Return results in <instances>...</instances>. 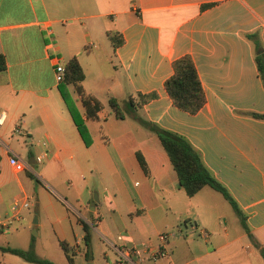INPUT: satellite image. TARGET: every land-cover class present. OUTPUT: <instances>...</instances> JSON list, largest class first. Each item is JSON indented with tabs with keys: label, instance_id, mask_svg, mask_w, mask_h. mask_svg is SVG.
Instances as JSON below:
<instances>
[{
	"label": "crops",
	"instance_id": "crops-1",
	"mask_svg": "<svg viewBox=\"0 0 264 264\" xmlns=\"http://www.w3.org/2000/svg\"><path fill=\"white\" fill-rule=\"evenodd\" d=\"M108 30L123 40L114 46ZM253 31L264 49V0H0L5 57L0 111L6 113L0 127V213L21 194L36 196L39 221L41 210L50 206L52 215L43 217L53 223L59 246L62 240L68 250L61 246L54 254L38 255L55 264H97L82 260L87 257L79 218L98 234L107 233L100 225L103 201L125 232L122 241L140 245V253L149 255L147 247L160 241L143 239L137 231L177 230L164 243L168 254L155 264H264L259 250L264 248V118L248 113H264L254 42L246 35ZM183 54L192 57L206 95L194 113L176 106L164 87L173 59ZM73 55L84 71L85 91L102 103L98 117L90 118L73 84L66 85L92 137L88 145L55 79L54 65ZM150 91L156 96L140 103L137 93ZM109 96L123 108L133 97L139 115L184 135L237 201L247 229L241 222L232 230L219 191L205 185L188 195L158 135L131 114L115 116L106 105ZM17 125L24 133L13 131ZM10 153L24 160V170H13ZM108 169L115 188L98 190L91 173ZM33 175L39 187L31 182ZM125 175L135 177L133 195ZM114 189L121 199L112 196ZM70 212L78 215L76 224ZM191 221L206 229L207 237L191 230ZM5 230L0 245L24 247ZM110 239L117 254V242ZM0 264L36 263L0 249Z\"/></svg>",
	"mask_w": 264,
	"mask_h": 264
},
{
	"label": "trees",
	"instance_id": "trees-1",
	"mask_svg": "<svg viewBox=\"0 0 264 264\" xmlns=\"http://www.w3.org/2000/svg\"><path fill=\"white\" fill-rule=\"evenodd\" d=\"M212 2L202 4V7L211 5ZM108 35L114 46L118 45L123 39L116 30H108ZM247 37L254 42V59L264 86V49L259 43L256 31L246 33ZM64 77L59 81V89L62 93L64 101L72 114L76 126L84 140L88 145L92 141L83 118L79 115L74 99L70 96L66 89V85L72 83L82 104L84 105L86 115L90 118L98 117V110L102 107V103L95 96L87 93L82 86L84 71L75 55L69 57L64 63ZM5 68V57L0 53V70ZM172 73L164 80V87L168 92L173 103L181 109L191 113L196 112L206 101V95L196 70L194 61L189 54H183L173 59ZM156 91L146 93L138 92L137 98L140 103L145 102L156 96ZM108 105L117 117H124L125 114H131L139 120V122L149 130L155 132L164 149L166 150L170 161L177 173L179 185L182 186L188 195H193L201 187L207 185L219 191L231 204L234 210L240 215L243 226L247 229L242 211L231 195L226 186L218 180L212 171L203 162L200 152L192 145V143L182 134L171 129L162 127L157 122L152 121L139 115L136 112V103L133 97H129L125 102V107L114 96H109ZM255 117L264 118V113L248 112ZM137 158L144 169L148 172L146 161L140 151H136ZM85 243V255L88 257L90 252V235L87 223L83 222ZM250 236L251 233L249 232ZM254 243L259 246L257 241ZM64 250H68L67 244L60 241ZM0 249L17 254L22 258L35 262L36 264H55L52 260L41 257L36 254L31 246L29 248H21L11 245H0ZM260 253L264 257V248L259 247ZM86 264H90L87 262ZM129 264V263H126Z\"/></svg>",
	"mask_w": 264,
	"mask_h": 264
},
{
	"label": "rangeland",
	"instance_id": "rangeland-1",
	"mask_svg": "<svg viewBox=\"0 0 264 264\" xmlns=\"http://www.w3.org/2000/svg\"><path fill=\"white\" fill-rule=\"evenodd\" d=\"M108 106L106 107L108 108ZM101 138H102V134L100 132L98 139H101ZM113 176L114 175L110 173V169H108L107 171L106 170H100V171L94 170L91 173L92 180L95 181L99 185L98 190H101V191L103 190L104 186L109 187V188L110 186H112L115 188V185L113 183ZM125 177L127 180L128 192L132 195L135 194L136 188H137L135 185L136 183L135 184L133 183L135 180V177L131 176L130 178H128L127 175H125ZM29 178L31 182L36 185V187L40 186V182L37 180L35 175L30 176ZM94 191H97V189H94ZM113 192L116 195H113L114 194ZM103 193L104 192H102V194ZM112 196L115 197V199L119 200L122 197V193L120 190L114 189L112 191ZM27 200H28V206L21 208V217H22V212H24L23 218L20 221L16 220L12 222L10 226L7 227L6 229H10L14 233L13 236L16 242L23 244L24 247H21V248L26 249V248H29V246H31L36 254H39V255L43 254V256L46 254H54L60 251L61 245L59 246L57 239L55 237L54 230H53V223H51L50 219H46L43 217V214L52 215L51 207L46 206L44 207L43 210H41V220L39 221L38 215L35 212L36 196H34L33 198L31 197V199L28 198ZM222 201H224L225 203V212H226L227 222L229 223V225H232V230L236 226L240 227L241 226L240 225L241 221H239L240 218L235 212V210L233 209V207L223 197H222ZM59 207H62V206L59 205ZM98 209L100 211V214L103 216V221H102V224L100 225H102L108 232L98 234L97 230L96 231L93 230L92 225L87 223L89 235L90 236L92 235L94 237V246L93 248L90 249V252L87 258H84L83 255L81 256L82 260L84 262L91 261V263L95 262L97 264H108V263L125 264L126 262L121 261V259L118 258L117 254L114 253V251L112 250V247H111L112 241H110L111 240L110 238H112L116 240L117 244L122 243L123 238H126L125 232L121 229V227L116 226L114 222L111 220L110 215L112 214L110 212V204L107 201H103L102 204H99ZM70 216H71L73 224H76V222H78L76 220L78 215H74L70 212ZM35 217L37 221L34 223L33 221ZM98 220L99 219L96 220L97 223L99 222ZM79 221L82 225V228L79 227V230L83 231L84 230V227L82 224L83 221L81 220V218H79ZM29 223L30 224L34 223V225L30 226ZM34 228L36 229V232L34 231ZM37 228H39V232L37 231ZM174 230L177 231L176 229ZM3 231H6V230L4 229ZM162 231H165V230H162ZM162 231H159V232H162ZM137 232L141 234L143 239L151 238L152 240H157L156 235H158L157 234L158 230L156 227L149 228L145 231H137ZM105 251L109 252V257L103 253ZM161 257H164V256H161ZM46 258H49V257H46ZM85 259H88V260H85ZM141 259H142V262L146 264H155V263H158L160 258L152 259L149 257L148 254L141 252Z\"/></svg>",
	"mask_w": 264,
	"mask_h": 264
},
{
	"label": "built area",
	"instance_id": "built-area-1",
	"mask_svg": "<svg viewBox=\"0 0 264 264\" xmlns=\"http://www.w3.org/2000/svg\"><path fill=\"white\" fill-rule=\"evenodd\" d=\"M55 79L56 81H61L64 77V64L56 63L54 65ZM6 117V113L4 110L0 111V127L4 123ZM13 131L15 133H21L22 128L17 125L14 127ZM42 156L39 155L36 157V161H40ZM8 162L12 166L13 170L16 172L22 171L25 169V162L21 159L16 153H10L8 155ZM28 206L27 197L23 194L15 196L9 205V209L6 213H0V232L10 226V224L21 217V208ZM189 228L191 230H198L199 233L207 237L208 232L203 227H199L195 222L191 221L188 223ZM175 230H165L159 232L157 235V239L160 243L154 247H147V251H149V257L152 259L159 258L161 256H165L168 254V251L165 247V242L168 238L175 234ZM115 250L117 252L118 258L121 261L129 263V264H141V247L137 244H129L127 242H122L120 244H114Z\"/></svg>",
	"mask_w": 264,
	"mask_h": 264
},
{
	"label": "water",
	"instance_id": "water-1",
	"mask_svg": "<svg viewBox=\"0 0 264 264\" xmlns=\"http://www.w3.org/2000/svg\"><path fill=\"white\" fill-rule=\"evenodd\" d=\"M93 198L97 201L98 200V196L96 195V193L93 195ZM37 221L36 217L34 219V223ZM34 231L36 232V229L34 228Z\"/></svg>",
	"mask_w": 264,
	"mask_h": 264
}]
</instances>
